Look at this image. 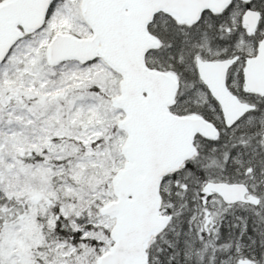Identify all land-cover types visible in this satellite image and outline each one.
<instances>
[{
    "label": "snow or ice",
    "instance_id": "snow-or-ice-1",
    "mask_svg": "<svg viewBox=\"0 0 264 264\" xmlns=\"http://www.w3.org/2000/svg\"><path fill=\"white\" fill-rule=\"evenodd\" d=\"M0 264H264V0H0Z\"/></svg>",
    "mask_w": 264,
    "mask_h": 264
}]
</instances>
